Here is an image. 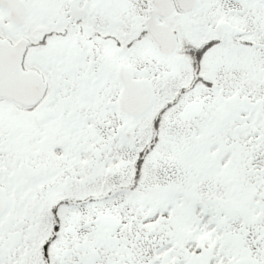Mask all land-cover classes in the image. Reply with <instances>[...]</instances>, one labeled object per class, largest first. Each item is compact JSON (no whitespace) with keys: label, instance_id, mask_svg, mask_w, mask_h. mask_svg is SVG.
Segmentation results:
<instances>
[{"label":"snow or ice","instance_id":"snow-or-ice-1","mask_svg":"<svg viewBox=\"0 0 264 264\" xmlns=\"http://www.w3.org/2000/svg\"><path fill=\"white\" fill-rule=\"evenodd\" d=\"M0 264H264V0H0Z\"/></svg>","mask_w":264,"mask_h":264}]
</instances>
